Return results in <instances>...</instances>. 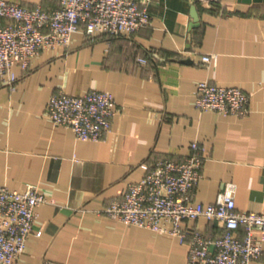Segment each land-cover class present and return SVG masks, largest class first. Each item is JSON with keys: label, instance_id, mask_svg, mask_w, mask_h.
Here are the masks:
<instances>
[{"label": "crops", "instance_id": "obj_1", "mask_svg": "<svg viewBox=\"0 0 264 264\" xmlns=\"http://www.w3.org/2000/svg\"><path fill=\"white\" fill-rule=\"evenodd\" d=\"M9 1L29 9L59 5ZM194 7L200 19L192 28ZM150 12L151 24L132 35L89 40L82 26L68 48L35 56L27 73L15 66V90L0 77V185L21 192L35 185L48 200L19 264H187L189 245L178 236L100 211L157 160L184 158L194 141L207 155L196 201L214 203L233 183L239 211L264 212V1L207 8L200 0H153ZM209 54L212 63H202ZM203 80L250 94L249 115L201 112L196 90ZM92 88L112 93L118 108L112 132L99 142L77 139L47 112L53 94ZM183 226L213 238L224 230L204 217ZM251 264H264V256Z\"/></svg>", "mask_w": 264, "mask_h": 264}, {"label": "built area", "instance_id": "obj_2", "mask_svg": "<svg viewBox=\"0 0 264 264\" xmlns=\"http://www.w3.org/2000/svg\"><path fill=\"white\" fill-rule=\"evenodd\" d=\"M152 1L58 0L55 9H29L0 0V77L15 90L20 80L15 66L27 73L35 56L47 49L68 48L82 26L89 40L99 35H132L151 24ZM200 1L207 8L222 4V0ZM214 57L202 56L201 62L210 64ZM138 61L148 64L147 58ZM261 88L264 90V83ZM250 98L241 88L210 80L199 82L196 90L201 112L224 116L249 115ZM47 112L55 125L71 129L77 139L99 142L112 132L118 108L112 93L92 88L82 95L53 94ZM206 159L205 147L194 141L184 158L157 160L142 180L131 183L100 215L178 236L181 243L189 245L187 264H251L264 256V212L239 211L233 183L227 184L214 203H198L196 191L204 177ZM46 202L35 185L24 192L0 185V264H19L35 231L37 209ZM200 217L223 223L221 235L213 238L196 227L183 226ZM36 234L40 236L42 231Z\"/></svg>", "mask_w": 264, "mask_h": 264}, {"label": "water", "instance_id": "obj_3", "mask_svg": "<svg viewBox=\"0 0 264 264\" xmlns=\"http://www.w3.org/2000/svg\"><path fill=\"white\" fill-rule=\"evenodd\" d=\"M246 2H251L252 0H245ZM255 2H261L264 0H253ZM192 17H193V23H192V28L198 27L199 26V12L197 10V7H194L192 10Z\"/></svg>", "mask_w": 264, "mask_h": 264}]
</instances>
